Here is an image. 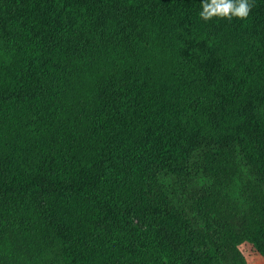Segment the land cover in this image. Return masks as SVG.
Masks as SVG:
<instances>
[{"label": "trees", "instance_id": "obj_1", "mask_svg": "<svg viewBox=\"0 0 264 264\" xmlns=\"http://www.w3.org/2000/svg\"><path fill=\"white\" fill-rule=\"evenodd\" d=\"M0 0V264L264 258V0Z\"/></svg>", "mask_w": 264, "mask_h": 264}, {"label": "clouds", "instance_id": "obj_2", "mask_svg": "<svg viewBox=\"0 0 264 264\" xmlns=\"http://www.w3.org/2000/svg\"><path fill=\"white\" fill-rule=\"evenodd\" d=\"M199 16L204 21L214 18L246 19L254 7L253 0H201Z\"/></svg>", "mask_w": 264, "mask_h": 264}, {"label": "rangeland", "instance_id": "obj_3", "mask_svg": "<svg viewBox=\"0 0 264 264\" xmlns=\"http://www.w3.org/2000/svg\"><path fill=\"white\" fill-rule=\"evenodd\" d=\"M241 248L248 264H264V258L255 253H252L248 249L247 245L241 244Z\"/></svg>", "mask_w": 264, "mask_h": 264}]
</instances>
